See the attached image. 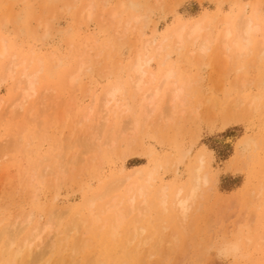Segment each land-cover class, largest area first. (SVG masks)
<instances>
[{"label":"rangeland","instance_id":"1","mask_svg":"<svg viewBox=\"0 0 264 264\" xmlns=\"http://www.w3.org/2000/svg\"><path fill=\"white\" fill-rule=\"evenodd\" d=\"M89 6L93 15L87 21ZM206 15L210 17L206 31L175 48L169 32ZM242 15L264 24V0H0V42L7 47L0 58V78L6 75L12 55L19 64L12 79L0 80V248H11L13 243L11 249H16L34 228L42 229L54 216L60 219L59 228L52 223L55 233L46 229L47 234L41 235L46 238L36 241L39 248L44 241L46 248L43 244L39 249L36 243L31 247L40 262L51 248L50 258L42 259L46 264L63 258L73 263L68 257L73 246L75 251L82 247L81 240L86 247L73 253L77 264L264 261L260 259L264 258V52L256 48L247 57L231 56L228 61L217 43L222 23L234 25ZM205 34L213 42L202 55L197 44ZM154 45L163 49L157 51ZM136 52L153 58L149 68L158 82L164 67L175 71L184 91L174 109L167 108L161 93L148 108L149 117L143 114L141 96L134 98L126 84ZM21 60L28 71L40 70V80L20 108L15 106L20 91L14 86ZM70 75L76 76L74 84ZM157 81L151 87L159 85L163 91ZM116 85L125 91L110 104L111 111L101 112L105 116L96 120L102 93ZM253 96L250 109L247 104ZM162 114L165 119L160 120ZM197 155L207 175L193 206L184 219L170 202L162 212L156 192L188 186L189 168ZM151 172L150 211L142 210L137 200L139 208L132 213L125 209L121 234L110 239L108 225L102 228V224H108L113 214L102 210L112 198L124 206L126 183L103 197L104 189L114 186L113 180L123 182L126 175L135 183ZM92 199L95 218L86 207ZM133 224L142 229L135 238L128 233ZM7 239L14 241L9 244ZM50 241L53 246H48ZM231 242L243 245L239 246L243 251L236 256L227 252L224 248ZM6 261L0 257V264Z\"/></svg>","mask_w":264,"mask_h":264},{"label":"bare ground","instance_id":"2","mask_svg":"<svg viewBox=\"0 0 264 264\" xmlns=\"http://www.w3.org/2000/svg\"><path fill=\"white\" fill-rule=\"evenodd\" d=\"M86 7V6H85ZM93 6H89L86 8V20L89 21L88 19H90L93 15V10H92ZM115 12V11H114ZM115 14H117L115 12ZM115 14L112 15L115 16ZM84 17V16H83ZM141 17V16H140ZM140 17H136L135 19L137 18H140ZM85 18V17H84ZM134 18V16L132 17ZM111 19V18H109ZM111 22H112V19H111ZM210 22V17L208 18L207 15L202 17L201 20H197L196 23L192 22L193 24L191 26H187L186 23L185 24H179L174 30H172V32L168 30L169 34H172L171 37L173 38L172 40L174 41V47L175 48H180L182 46V44L184 43L185 40H190L192 39L193 37H197L198 34H200L202 31H206V27H207V24ZM206 24V27L205 25ZM234 25H232L229 21L227 22H223L222 25H223V28L220 32V35H219V39L217 41L218 43V47H219V50L222 51V56H224L225 59H227L229 61V59L232 57L234 58H241V57H247L248 55H250L254 50H256V48L258 49V51L260 50L261 52H264V24L263 23H260L258 22L255 18H253L252 16H248V17H244L243 15L240 16L234 23ZM128 25V22L125 24V29L126 30V26ZM118 31V30H117ZM116 31V32H117ZM121 32V31H120ZM119 31L117 32L118 34H121ZM125 31H123L124 33ZM167 32V33H168ZM204 33V32H203ZM206 33V32H205ZM202 35V34H201ZM170 37V38H171ZM200 37V36H199ZM202 38V36H201ZM195 39V38H194ZM193 39V40H194ZM201 40V39H200ZM197 41V40H196ZM196 41L194 42V44L196 43ZM198 42V41H197ZM200 43H198V50H199V53L202 55L207 53L209 51V49L211 48V45H212V39L207 36L205 34V37L202 38L201 41H199ZM1 43V42H0ZM153 43V41H152ZM151 43V44H152ZM186 45V43H184ZM183 44V45H184ZM146 45V44H145ZM144 45V46H145ZM162 45V44H161ZM196 45V46H197ZM147 46V45H146ZM155 46V45H154ZM156 47V46H155ZM154 47V48H155ZM184 47V46H183ZM182 48V47H181ZM163 49V46H159L156 47V50L157 51H160ZM195 49V48H194ZM196 51V50H195ZM220 51V52H221ZM194 52V51H192ZM11 53V52H10ZM198 53V54H199ZM7 54V47L5 46V44L2 42L0 44V58L1 57H4L5 55ZM9 54V53H8ZM142 53L140 52H136L135 55H134V60H133V63H132V66H131V73L128 75V78H127V81H126V84L128 86V89H131V92H132V96L135 98L137 95H140V101L143 102V107L144 108L143 110V114L146 113V116L148 115L149 117V114H147V111H148V108H150L152 106L153 108V105L156 101V99L159 97V95H161V93L164 95V98L165 99V102H167V108L169 110H172L174 109L175 107V103H178L180 102V97L184 91V87L183 85H181L178 80L176 79V76H175V71L171 68V67H164V69L161 71V75L159 77V80L160 82H158V78L156 79V73L150 71V68H149V64L151 62V60L153 59L152 57H150L149 55L145 54L142 56L141 55ZM193 54V53H192ZM220 54V55H221ZM12 60L9 62V64L6 66V75L4 74V78H0V80H7V79H12L13 76H14V72H15V67L18 66L19 64H16L14 62V55H12ZM17 58V57H16ZM21 66H22V69H21V72L19 73V78L16 77L17 82L15 83L16 86H14L16 88V90H19L20 91V95L16 96L15 99H18V102L15 104V106H19L21 108L20 105H24V100L29 97H31L32 95H34L35 91H36V85L37 83L39 82L40 80V77H39V73H40V70L36 69L35 72H30L27 70L28 68V65H25V61L21 60ZM78 75V71L76 73ZM70 83L71 84H74L76 82V76H72L70 75ZM3 77V76H2ZM12 81V80H11ZM155 81H157V83H160L163 85L164 87V90L162 91L161 87L159 85H156L154 87H151L152 85L155 84ZM7 82V81H6ZM69 82V80H68ZM2 83V82H1ZM147 87V88H146ZM14 89V88H13ZM108 89V88H107ZM102 93V98H100V102H101V105H100V108H101V111L96 113V115L98 114L97 119H102L105 115L101 114V112H107V111H111V109L109 108L110 104L112 102H116L117 103V97L121 94H123V92L125 91L124 90V87H120L119 85H116V86H113L112 88L109 87V89ZM20 96V97H19ZM18 97V98H17ZM139 98V97H138ZM256 98H254V96L252 97V99L248 102L247 106L248 108H252V105H253V102ZM1 101V100H0ZM14 101V100H13ZM2 103V101H1ZM24 103V104H23ZM112 103V105L114 104ZM240 104V103H239ZM1 105V104H0ZM11 105V104H10ZM14 104L12 103V110L15 106H13ZM116 107V105L114 106ZM166 107V106H165ZM150 108V109H152ZM166 108V109H167ZM10 109V110H11ZM113 109V107H112ZM162 109V108H161ZM12 110L10 112H12ZM100 110V109H99ZM98 110V111H99ZM14 111V110H13ZM151 110H149L150 112ZM161 111V110H160ZM164 111V108L161 112ZM167 111V110H166ZM105 112V113H106ZM165 112V111H164ZM170 113V112H169ZM91 114V108L88 112V114L84 117V119L86 120L87 118L89 119V116ZM163 115H166V114H162V115H159L160 116V120L161 119H165V117H163ZM172 115V114H171ZM170 118V116H169ZM106 119V118H105ZM104 120V119H103ZM102 120V121H103ZM107 120V119H106ZM132 120H134L132 118ZM99 122V121H98ZM133 122V121H131ZM136 122V119L134 120V123ZM105 123V122H104ZM99 124V123H98ZM97 124V125H98ZM101 124V123H100ZM103 124V123H102ZM104 125V124H103ZM102 125V126H103ZM100 126V125H99ZM99 126L97 128V130H99ZM94 127V128H95ZM96 130V129H95ZM94 136V135H93ZM252 140V139H251ZM248 141V140H247ZM250 141V140H249ZM248 141V143H249ZM251 142V141H250ZM253 140H252V143L253 144ZM247 143V142H246ZM255 144V143H254ZM247 146H249L248 144H246ZM256 145V144H255ZM254 146V145H253ZM248 148V147H246ZM252 148V146H251ZM196 163V165H195ZM195 163L193 162L192 164H194V167L193 165L189 168V176H188V183L189 185L184 187V186H178L177 188H173L172 187V190L169 192V190L167 189L168 187H164V188H160L158 190V192H156V200H157V205L160 206V209L162 212H165L166 210V203L167 202H170L171 205H172V208L174 209V211L177 213L176 215L177 216H180V218L184 219L183 217H185L187 214L186 212L189 211L193 205L192 203L194 202V200L196 199V196H197V191L199 190V186L204 182V179H206V175L207 173H203V169H204V163L202 161V157L201 156H198L195 157ZM204 171H206L204 169ZM139 172V171H137ZM203 173V174H202ZM153 172L147 174V176L143 179L138 180V182H135V183H132L131 182V178L130 176L126 175L124 177V181H120V180H113L112 183L115 184L114 186L111 185L110 187H106L104 189V192L102 194V196H108L110 195L112 192L115 191L116 188L120 187L122 185V183H126V190H125V193H126V199H125V203L123 204L124 206L122 207V203L123 201L119 200L117 202L116 199L112 198V204H106L105 205V209L102 210V213L104 212H112L113 216L112 218L110 219V222L108 224H105L103 223L102 224V228L107 226L108 225V230H107V234L106 236L108 235V237L110 239H116V236L120 235L121 234V229H122V226H123V223L126 219V212H125V209L126 211H128V213H132L135 211V209L139 208L138 206L135 207V203L137 200H139V204L141 203L142 204V210L143 208H145L144 210H146L147 208H151L149 202H148V197H147V193L149 191V185L153 182ZM95 198H98L97 196ZM101 198V197H99ZM98 198V199H99ZM93 202L94 200H88L87 203H86V207L88 208V210L90 212H88L89 214L92 213V210H93ZM138 204V205H139ZM192 205V206H191ZM154 207H157L156 205H154ZM141 210V211H142ZM148 211H150L149 209H147ZM58 212V210H57ZM140 212V211H139ZM64 213V212H63ZM62 213V215H63ZM66 213V212H65ZM137 213V211H136ZM143 213V211H142ZM146 213H149V212H146ZM51 214V213H50ZM55 215V213H53ZM57 214V213H56ZM59 214V218L60 215H61V212L59 211L58 212ZM90 214V215H92ZM138 215H136L137 217L139 216V213H137ZM186 214V215H185ZM52 215V214H51ZM29 216V215H28ZM57 216V215H56ZM94 217V214L92 215ZM96 216V215H95ZM140 216H141V213H140ZM139 216V217H140ZM63 217V216H62ZM65 217V216H64ZM56 217L54 216H49V219L50 220L48 223H46V226L42 227V229H37L38 227H36V230L35 228L31 231V233H29L27 235V237H25L24 240H22V243L20 242L19 244L16 245V249H11L12 248V245H13V241L14 240H11L12 242H8V239L6 242H8L11 246V248H0L2 249V251L0 250V254H2L0 257L4 258L6 263L8 264H18V259H20V255L23 254V252H25L24 254V257H21V260L23 258V260L19 263V264H30L32 261L35 262L33 264H38V261L39 263L41 264H46L44 263L45 260H42L46 255H48L49 251L47 252L46 255H43L40 256L42 257L41 261L36 259L37 256L35 254V256H33L34 254L33 253H37V250L32 252L31 250V247H35L36 245L38 246L39 244V241L42 240V237H45V236H41L43 234V232H45V234H47V230H49L48 233H50V231H52V223L55 222V224H57V228L58 227V223L56 222H59L58 220L60 219H54ZM95 218V217H94ZM93 218V219H94ZM97 219L94 220V222L96 223L98 220H99V216L97 215L96 217ZM28 219V217H27ZM62 219V218H61ZM92 219V217H91ZM92 219V220H93ZM137 219V218H136ZM28 220H31V218L29 217ZM141 220V219H139ZM75 221V220H74ZM78 220H76L75 222H77ZM79 222V221H78ZM85 222V220H84ZM84 222H81V224H83ZM134 222V221H133ZM135 222H137L135 220ZM61 223V222H60ZM93 223V222H92ZM139 223V222H138ZM79 225L78 223H74L73 222V225ZM137 224V223H136ZM62 225V224H61ZM60 225V226H61ZM74 225V227H76ZM133 228L132 230H130V232L128 233H131L132 234V237L135 238V237H138L141 233H142V229H138V227L135 226V224H133ZM84 226V225H83ZM56 227V226H55ZM82 227V226H81ZM47 229V230H46ZM56 230V229H55ZM70 230V229H69ZM20 231V229H19ZM59 231V229H58ZM67 231V230H66ZM65 231V232H66ZM72 231V229H71ZM53 233H55V231L53 230L52 231ZM51 232V233H52ZM57 232V230H56ZM64 232V231H63ZM64 232V233H65ZM159 232V231H158ZM44 234V235H45ZM58 234V232H57ZM55 234V235H57ZM68 234V233H67ZM54 235V234H53ZM53 235H50L49 236H52ZM59 236V235H58ZM238 236V235H237ZM48 237V235H47ZM56 238H58L57 236H55ZM54 237V238H55ZM67 237V236H66ZM46 238V237H45ZM43 238V239H45ZM50 240L52 239L51 237H49ZM48 238V239H49ZM108 238V239H109ZM165 238V237H164ZM235 238V237H234ZM239 238V236L237 237ZM75 239V238H74ZM109 239V240H110ZM262 239H264L262 237ZM261 239V240H262ZM38 240V241H37ZM47 240V239H46ZM55 240V239H54ZM66 240V239H65ZM76 240H81V238H77ZM114 240L112 241V243L114 242ZM225 240V239H224ZM228 240V239H227ZM238 240V239H237ZM36 241L38 242V244L36 243ZM49 241V240H47ZM53 241V239H52ZM50 241V243L52 244H48V246L50 245H54V241L52 242ZM56 241V240H55ZM82 241V242H81ZM79 244H83L82 247H86L84 245H86L85 242H83V240H81ZM130 241V240H129ZM161 241H164V240H161ZM160 241V242H161ZM229 241V240H228ZM227 241V242H228ZM231 241V240H230ZM229 241V242H230ZM65 242V241H64ZM75 242V240H74ZM72 242V243H74ZM77 242V241H76ZM116 242V241H115ZM145 241H143L144 243ZM159 242V241H158ZM166 242V240H165ZM5 243V242H4ZM34 243H36L35 246H32L34 245ZM44 244V241L42 242ZM85 243V244H84ZM131 243V241L129 242ZM244 243V242H243ZM7 244V243H6ZM42 244V246H43ZM78 243H76L77 245ZM79 244L77 245V248L79 247ZM163 244V243H161ZM241 244V243H240ZM19 245V246H18ZM45 245V244H44ZM75 245V244H74ZM167 245V244H165ZM258 245V244H257ZM260 245V244H259ZM36 246V247H37ZM41 246V245H40ZM42 246L40 248H42ZM47 245H45V248H46ZM81 246V245H80ZM239 246H243V245H237L236 243H229L225 246V250L227 252H229L230 254L236 256L240 250ZM262 246V245H260ZM7 247H8V244H7ZM82 247H79V249L77 250H81ZM39 248V246H38ZM39 248V249H40ZM74 251L72 250L73 253H77L79 251H75L76 247H74ZM72 248V249H73ZM81 248V249H80ZM84 249V248H83ZM83 249L81 250L83 252ZM124 249V248H123ZM122 249V250H123ZM263 249V247L261 248ZM42 250V249H41ZM126 250V248L124 249V251ZM39 251V250H38ZM45 251V249L43 250ZM47 251V250H46ZM52 251L53 250V247H52ZM80 251V252H81ZM241 251V250H240ZM242 251H243V248H242ZM241 251V252H242ZM259 251V249H258ZM40 252V251H39ZM79 252V253H80ZM50 253H52L50 251ZM73 253H71L72 255H70L68 258H69V261H72L73 263L71 264H77V261L76 259L75 260H72V258L76 255H74ZM244 253V252H243ZM263 253V252H261ZM50 255V254H49ZM48 255V257H49ZM246 255V254H245ZM262 255V254H261ZM264 255V254H263ZM239 256V255H238ZM244 256V255H242ZM241 256V257H242ZM47 257V256H46ZM47 257V258H48ZM74 257V258H75ZM263 257V256H262ZM260 258L261 260L264 258ZM39 258V257H38ZM50 258V257H49ZM71 258V260H70ZM73 258V259H74ZM45 259V258H44ZM59 260V258H57ZM62 259V258H61ZM260 259H256V260H260ZM34 260H38L37 263L36 261ZM68 260V259H67ZM67 260H65V258L62 259V261H60L59 263L60 264H63L64 262L68 263ZM256 260L254 262H256ZM44 261V262H43ZM49 260H46L47 263ZM76 261V262H75ZM79 261V260H78ZM4 262V261H3ZM90 262H93V263H96L94 261H90ZM252 262V261H251ZM5 263V262H4ZM58 262H56V260L52 263V264H57ZM58 263V264H59ZM65 263V264H66ZM68 263V264H70ZM140 263V262H139ZM32 264V263H31ZM101 264V262H100ZM138 264V263H137ZM143 264V263H142ZM249 264V263H248ZM252 264V263H251ZM258 264H264V261L258 263Z\"/></svg>","mask_w":264,"mask_h":264}]
</instances>
